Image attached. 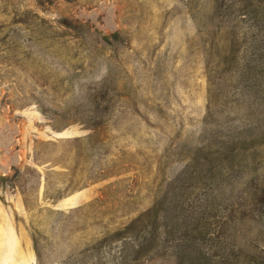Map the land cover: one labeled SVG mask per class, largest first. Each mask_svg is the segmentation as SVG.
<instances>
[{
    "label": "rangeland",
    "instance_id": "rangeland-1",
    "mask_svg": "<svg viewBox=\"0 0 264 264\" xmlns=\"http://www.w3.org/2000/svg\"><path fill=\"white\" fill-rule=\"evenodd\" d=\"M256 11L264 0H0V264H181L174 201L208 188L243 204L219 229L234 264H264V205L246 206L264 193V105L230 71ZM201 149L230 174L190 195ZM157 206L160 245L137 252Z\"/></svg>",
    "mask_w": 264,
    "mask_h": 264
},
{
    "label": "trees",
    "instance_id": "trees-1",
    "mask_svg": "<svg viewBox=\"0 0 264 264\" xmlns=\"http://www.w3.org/2000/svg\"><path fill=\"white\" fill-rule=\"evenodd\" d=\"M255 12V11H250ZM259 31L254 33L252 36L254 42L251 43L253 48L250 56L244 61L238 62L234 59L233 65L230 68L231 75L238 80L237 85L243 88L244 99L248 107L264 105V11H256L254 14V21L252 23ZM61 26L65 29L64 33L61 34L63 37H70L75 39V35L71 21L65 19L61 22ZM71 32V33H70ZM261 38L260 33H262ZM114 37H119V33L113 32ZM100 40L108 42L110 35H101ZM227 103L234 102V98L237 95L236 92L226 94ZM247 97V99H245ZM235 101L240 104V98L236 97ZM229 142H223L226 146ZM228 144V148H223L220 151L222 154L230 153L234 151ZM200 159L195 155L192 157L194 163L193 168L190 170L189 177L193 180L189 186L185 187L184 193L187 192L191 195L196 187L199 186L198 182H205L206 180L215 181L216 183H222L230 171L227 167H219L214 169L210 164L215 160L211 151L204 149L199 150ZM236 155V154H235ZM218 158V157H216ZM197 159L199 161H197ZM1 180H5V176H0ZM218 192V191H217ZM212 188L206 189L201 196V199L197 202H192L188 205L182 204L181 198H176L173 204V220L174 228H178L180 233L179 243L176 245L175 257L181 264H234L233 258L235 252L233 247L223 238L222 232H220L221 223L228 217L236 215L239 205H243L240 202L237 205L236 201H232L227 204L226 207L220 203V199H224V194H219ZM255 199L246 206L257 207L258 204L264 205V193L261 196H257L255 193ZM163 200L159 199L157 205H162ZM165 203V202H164ZM245 204V203H244ZM159 208V210H158ZM157 206L155 212L152 211L147 213L143 223L142 236L144 242L138 244L136 249L137 252L141 251V248H145L149 244L150 248H156L161 242V231L158 225V221L164 218V214ZM150 234V236H148ZM148 250V251H149Z\"/></svg>",
    "mask_w": 264,
    "mask_h": 264
}]
</instances>
